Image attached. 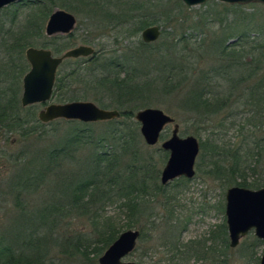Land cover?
Listing matches in <instances>:
<instances>
[{
    "label": "rangeland",
    "instance_id": "1",
    "mask_svg": "<svg viewBox=\"0 0 264 264\" xmlns=\"http://www.w3.org/2000/svg\"><path fill=\"white\" fill-rule=\"evenodd\" d=\"M64 1L67 5L73 3V6L79 7V14L63 8L62 0H57L54 11L62 9L70 12L78 22L72 37L61 36L64 39L60 41L61 44H68L67 47L60 45L64 50L61 54L80 45L92 46L98 54L93 59L68 60L60 67L59 72L61 74L68 73L81 67L87 71L88 69L94 70L91 74L96 78H102L108 75L107 64L120 59L130 77L142 79V83L153 91L151 94L148 90L144 92V103L148 105L135 109L134 116L130 119L119 118L113 121L89 124L63 119L48 124L40 122V126H36V130L25 137L21 134L22 130L12 134L0 128V240L4 238L2 237L4 235L9 241L8 236L13 238V235L18 232H28L31 214L46 208L49 211L47 216L51 217V223L40 224L37 227L35 240L42 242H39L41 243L40 250L46 251L47 264H99L98 259L103 254L95 259L92 242L95 238V229H101V219L97 217L93 220L92 216L85 215V212L77 211L67 197L68 188L65 192V186H72L73 184L70 183L83 176L82 173L88 169L91 162L89 158L97 146L93 147L83 141L76 144L74 148L62 151L65 148V143L75 134V130L78 132L86 130V125H90L93 132H101L100 134L104 135L110 132L111 122L126 121L132 127L127 128V131L133 129L137 133V143L134 147L132 143L128 146L120 145L119 152L128 151V154L124 155L126 162L132 158L131 153H134V149H139V164L143 163L144 159L149 163L152 162L151 165L154 169H152V174L159 176L157 184L160 186H162L161 172L169 158L168 153L161 149V145L164 140L171 137L173 125L165 129L164 140H161L156 146L150 147L144 142L140 133V124L135 119L138 111L146 108L164 111L180 126L181 137L194 136L199 142H209L210 144H214L213 141H215L227 148L242 145L245 135L248 130H251L249 125L245 124V129H243L244 124L240 123L238 119L233 124L226 123L224 127H221L217 124L218 121L213 118L208 124H200L198 122H201L200 117L203 118V116L200 113L189 111L184 100L186 94L196 86L200 91L205 88L215 92L223 91L222 86L226 84L220 82V85L209 87L205 78L211 77V74L214 75L217 69H221V62L224 64L220 53L222 47L232 44V50L241 48L237 45L239 36L249 39L247 43L242 41L243 48L252 53L244 58L239 56L238 59L241 60L240 62L252 64V67L255 68L256 63L253 58L258 53L255 49L253 50L252 45L264 43V5H228L211 0L202 5L188 7L182 0H153L155 6L149 5L150 15L142 18L143 25L149 24L145 29L157 26L162 34L158 41L148 44L142 40V32L145 29L133 34L132 29L138 25L136 19L133 21V18L129 16L122 18V22L128 25L117 29L111 27L106 30L104 28L103 30L96 29L95 26L104 25V23L102 17L92 20L84 12L85 4H89V0L86 3L85 0ZM94 2L99 4V0ZM104 2L108 1L104 0ZM18 3L0 11V22L12 20L15 8H8ZM25 11L27 9L18 11L17 26H20L24 21L27 14ZM48 20L43 25L44 38L34 40L32 47L44 48V43L50 44L56 37L46 35ZM91 31L93 34L90 33ZM260 32L262 34H259ZM90 34L94 41L91 44L85 43V38ZM47 49L52 51L51 48ZM27 50L24 52L23 59L28 64ZM238 59L236 61H239ZM170 65H176V67H169ZM170 68H173L175 71L173 73H176L175 80L171 79L168 84L170 89L163 92L166 85L160 77L166 78ZM29 70L30 65L26 73ZM82 74L89 81L94 78L90 77L85 70ZM124 76L125 73L121 75L122 78ZM180 81L184 83L178 84ZM88 84L91 85V82L80 83L76 90L85 91L84 86L88 88ZM21 89L20 106L23 93L22 81ZM111 99L114 100L104 92L100 93L94 88H88L87 93H82L79 101L94 102L98 106L100 103L106 104L112 106L107 109L115 110ZM52 103L58 104L52 97L49 103L35 105L37 119L39 112ZM29 127L31 128L30 125L25 128ZM242 130L246 131L244 135H242ZM95 133L92 135L96 137L94 139L97 142L99 140L97 137L100 134ZM87 134L83 133V135ZM107 149V147L101 146V152ZM52 154L54 156H51ZM55 154L59 159H63L60 166L54 161L51 162V158H56ZM165 154L168 157L165 158ZM218 160L217 156L208 149L203 152L202 160L198 157L196 175L193 179L174 180L168 186H162L164 192L161 191L157 195L154 192V197L148 198L147 205L153 210L154 225H151L150 228L152 221L149 220V213L145 217L146 219L144 217L138 219L136 226L132 229L143 231L145 234L147 233V236L146 238L141 237L137 249L124 259L125 262L137 264H255L249 263L247 254H243L240 249L242 246L248 248L254 234L252 237L247 236L248 239L244 238L237 248H226V245L229 244L228 231L226 229V235H224L220 226L226 225V192L235 185L223 187L222 183L212 176L211 171ZM199 163L201 171L199 170L198 173L197 164ZM27 178H29L28 185L25 181L20 184L21 186H17L19 180ZM116 199L113 198L112 201H116ZM83 201L85 202L86 199ZM85 208L92 210L91 204L89 208L88 206ZM104 209L105 212H108V216H112V220L105 224L115 223L116 225H113L116 227L124 226L127 220L126 216L121 209L118 210L116 204H108L104 206ZM100 211L98 210V213ZM99 224L100 226H98ZM211 232H214L213 237H210ZM71 239L80 242L78 243L79 248L77 247L80 252L73 250L71 253L69 246ZM90 240L92 242L88 243ZM199 242L206 244L205 252ZM172 243H177V250L171 249ZM197 251L200 255L205 254V256L199 259L196 256ZM263 252L264 247L257 250L256 264L260 263ZM84 254L88 259L84 257Z\"/></svg>",
    "mask_w": 264,
    "mask_h": 264
},
{
    "label": "trees",
    "instance_id": "2",
    "mask_svg": "<svg viewBox=\"0 0 264 264\" xmlns=\"http://www.w3.org/2000/svg\"><path fill=\"white\" fill-rule=\"evenodd\" d=\"M86 1L88 0L84 2L86 3ZM94 1L89 0V4H85L84 10L92 20L96 19V17H102L104 25L99 24L94 28L102 30L104 28L106 30L110 27L116 29L124 27L128 24H124L122 18L129 16L133 18V21L136 19L135 21L138 24L132 29L133 34H137L149 25H143L144 21L142 18L150 15L151 8H149V5L155 6L153 0H116L117 2L107 0V3L104 0H99V4ZM64 2L66 1L62 0V3ZM56 6L57 0H23L8 8H15L12 13V20L0 22V128L6 132L14 134L22 130L21 134L25 137L34 132L37 128L36 126H40V121L35 115L36 106L22 108L19 103V97L22 92L21 81L29 67L23 56L25 50L32 47L34 40L44 38L43 25L49 19ZM63 8L75 12L77 15L79 14V7L73 6V3L71 5L64 3ZM20 9H27L25 11L27 14L22 24L17 26V15ZM92 34H90L91 37ZM259 34L262 33L260 32ZM91 37L85 38L84 42L91 44L94 41L93 37ZM61 40L64 39L61 36H56L50 44L44 43L43 46L44 48H51L53 54L60 55L64 51L60 45H63V47L68 45L61 44ZM242 41L247 43L249 39H246L245 36H239L237 45L241 48L237 50L231 49L232 44L222 47L220 53L224 64L221 62V69H217L214 75L211 74V77L205 78L209 87L220 85V82L226 84L222 86L223 91L215 92L205 88L201 92L199 87L196 86L186 94L184 104L189 111L200 113L203 116V118L200 117L201 122H198L203 125L211 122L212 118L217 120V124L221 127H224L226 123L233 124L238 119L240 123L244 124L243 129H245V124L249 125L251 130H248L244 137L245 140L238 147L227 148V146L218 144L215 141H213L214 144L200 141L201 151L199 159L201 158L202 160L203 152L210 149L219 159L211 174L222 183L223 187L235 185L258 190L264 188V43L252 45L253 50L255 49L258 53L253 58L256 63L254 68L252 64L240 62L241 60L238 59L239 56L244 58L252 53L243 48ZM71 45L73 46V44ZM237 59L239 61H236ZM169 67H176V65H170ZM108 68V75L102 78H96L91 74L94 70L88 69L87 71L86 69H81V67L68 73L61 74L58 72L52 97L58 103L79 101L82 93H87L88 88H94L100 93L104 92L110 98H114L111 101L116 108L115 110L120 112V119L132 118L135 109L148 105L144 103V92L148 90L151 94L153 90L146 84L144 85L142 79L138 80L130 77L129 73L126 72L125 66L121 64L120 59L110 62L109 65L107 64ZM170 69L166 78L160 77L161 81L166 85L163 92L170 89L168 84L171 79L175 80L174 75L176 73H173L175 72L173 68ZM84 70L90 77H94L91 81L82 74ZM123 73H125V76L122 78L121 75ZM86 82H91V85L88 84V88L84 86L85 91L76 90L77 85L80 83L86 84ZM182 83L184 82L180 81L178 84ZM99 106L106 109L112 107L101 103ZM29 125L31 128L26 129L25 127ZM111 125L110 132L104 135H101V132H93L90 125H86V130L83 132L75 130V134L71 136L70 140L65 143V148L62 149V151H65L71 147L74 148L76 144L83 141L93 147L97 146L94 150L95 152L89 158L91 160L90 166L82 173L83 176L77 178L74 182H69L73 184L72 186H65V192L67 188L69 190L67 197L77 211L85 212V215L92 216L93 220L97 217L101 219V229L96 228L93 242L92 240L88 242H92V251L95 259L102 255L118 239L122 232L134 228L141 217L145 218L149 213V220H154L153 210L147 205L149 203L147 200L150 197H154V192L156 195L161 191L164 192V188L157 184L159 176L152 174L154 170L151 165L152 162L149 163L148 160L144 159L143 163L139 164V149H134V153H131L132 158L126 162L124 155L128 154V151L119 152L120 145L128 146L130 143H132L133 147L136 145L137 133L133 129L132 131H127V128L130 129L132 127L126 121L111 122ZM261 131L263 132L261 133ZM245 132V130H242V135ZM83 133L88 134L83 135ZM94 133L100 134L97 137L99 138L97 142L94 139L96 137L92 135ZM165 137L166 135L163 133L161 139L164 140ZM101 146L108 149L101 152ZM55 155L56 158H51V162L54 161L60 166L63 159H59L58 155ZM51 156H54V154ZM164 156L165 158L168 157L167 154ZM197 167L199 173V170L201 171L200 163L197 164ZM40 176L42 175L40 174ZM28 179L19 180L17 186H21L20 184L25 181H27V184ZM113 198H117L116 201H112ZM84 199H86L85 202L83 201ZM90 204L92 210L86 209L85 206L89 208ZM106 204H116L118 210L121 209L123 211L127 219L124 226L116 227L113 225L115 223L105 224L112 220V216H108V212H105L104 206H107ZM98 210L101 211L98 213ZM48 212L46 208L33 212L30 216L28 232H18L13 235V238L8 236L9 241L6 240V235L2 236L4 238L0 240V264H47L46 251L44 249L40 250L42 242L35 240V232L40 224L51 223V217L47 216ZM147 222L150 221L147 220ZM151 225H154L153 221L150 224V228L152 227ZM150 228L148 226V229ZM220 228L226 235V225L224 224ZM213 233L211 232L210 237H213ZM252 235L250 234L249 237H252ZM146 236L147 233L145 234L142 231V237L146 238ZM252 238V243L249 244L248 248L242 246L240 249H242L243 254H247L249 263L256 264L258 260L256 252L264 247V242L257 239L254 235ZM204 242H199L204 248L203 252H205L206 247ZM78 243L80 242L69 240L71 253L73 250L80 252ZM226 248L229 249V244L226 245ZM171 249L173 251L177 250V243H172ZM196 254L199 259L205 256V254L200 255L198 251ZM84 257L88 259L86 254H84Z\"/></svg>",
    "mask_w": 264,
    "mask_h": 264
},
{
    "label": "water",
    "instance_id": "3",
    "mask_svg": "<svg viewBox=\"0 0 264 264\" xmlns=\"http://www.w3.org/2000/svg\"><path fill=\"white\" fill-rule=\"evenodd\" d=\"M22 0H0V11L21 2ZM188 7L205 4L211 0H182ZM228 5L245 6L250 4L264 5V0H217ZM77 24L76 17L65 10L57 9L50 16L46 25V35H67ZM157 26L149 27L142 32L144 43H154L161 37ZM95 49L90 46H78L65 52L61 57L53 55L51 50L30 47L26 51V60L30 65L29 72L23 78L21 106L27 108L36 104L49 103L52 99L59 67L66 59L88 58ZM120 112L99 107L90 101H73L64 104L52 103L38 114L41 123L48 124L59 119L79 121L82 123L107 122L119 119ZM140 124V133L144 142L154 147L161 141L165 129L173 125L171 137L164 140L161 149L169 154L160 181L163 186L179 178L193 179L196 175V162L200 154V142L194 136L181 137L180 126L175 119L160 109L146 108L136 113ZM226 225L232 249L250 233L264 241V188L252 190L234 186L226 192ZM140 231L129 229L121 233L118 239L98 259L99 264H137L125 262L136 249ZM264 264V252L260 263Z\"/></svg>",
    "mask_w": 264,
    "mask_h": 264
},
{
    "label": "flooded vegetation",
    "instance_id": "4",
    "mask_svg": "<svg viewBox=\"0 0 264 264\" xmlns=\"http://www.w3.org/2000/svg\"><path fill=\"white\" fill-rule=\"evenodd\" d=\"M77 19V18H76ZM77 25H78V22H77V24H76V27H75V29L71 32V33H69V34H67V35H69V37H71V35H73L74 34V32H75V30H76V28H77ZM67 35H56V36H67ZM89 38L91 37L90 35L88 36ZM87 37V38H88ZM92 38V37H91ZM81 46V45H80ZM84 46H89V45H84ZM78 47V46H77ZM90 47H92V46H90ZM74 48H76V47H74ZM93 48V47H92ZM45 49H47V48H45ZM95 49V48H94ZM49 50V49H48ZM53 53V52H52ZM97 54H98V52L95 50V53H94V55L93 56H91V57H88L89 59H93L95 56H97ZM54 55V54H53ZM63 54H61V55H54V56H56V57H61ZM88 58H78V60L79 59H88ZM68 60H72V59H66V60H64V62L62 63V65L66 62V61H68ZM73 60H76V59H73ZM61 65V66H62ZM60 66V67H61ZM60 67H59V69H60ZM59 69H58V72H59ZM57 77H58V73H57ZM56 80H57V78H56ZM56 84V83H55ZM55 88V87H54ZM116 111H118V110H116ZM119 112V111H118ZM169 155V154H168ZM180 179V178H179ZM162 185V184H161ZM163 186V185H162ZM168 186V185H167ZM163 187H165V186H163ZM155 219V218H154ZM138 231H140V230H138ZM140 238H139V240L141 239V237H142V231H140ZM250 234H254L253 232L252 233H250ZM249 234V235H250ZM248 235V236H249ZM255 236V235H254ZM138 240V241H139ZM262 241V240H261ZM264 242V241H263ZM137 245H138V242H137ZM137 245H136V249H137ZM229 247H230V241H229ZM231 248V247H230ZM135 249V250H136ZM129 257V256H128Z\"/></svg>",
    "mask_w": 264,
    "mask_h": 264
},
{
    "label": "bare ground",
    "instance_id": "5",
    "mask_svg": "<svg viewBox=\"0 0 264 264\" xmlns=\"http://www.w3.org/2000/svg\"><path fill=\"white\" fill-rule=\"evenodd\" d=\"M22 82H23V80H22ZM33 106H35V105H33Z\"/></svg>",
    "mask_w": 264,
    "mask_h": 264
}]
</instances>
